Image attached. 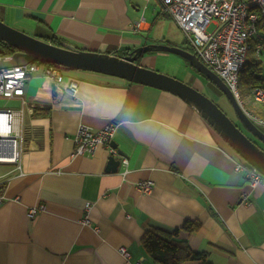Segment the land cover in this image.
I'll list each match as a JSON object with an SVG mask.
<instances>
[{"label":"crops","instance_id":"crops-1","mask_svg":"<svg viewBox=\"0 0 264 264\" xmlns=\"http://www.w3.org/2000/svg\"><path fill=\"white\" fill-rule=\"evenodd\" d=\"M143 14L144 28L136 31ZM164 18L172 19L161 0H0V19L20 30L112 54L170 42ZM167 56L154 51L138 61L176 76L161 68ZM72 80L77 88L68 87ZM190 83L215 100L225 96L196 70ZM7 100L12 108L25 100L24 139L21 169L0 162V264H155L142 246L145 232L177 229L187 219L202 226L182 236L208 252L212 264H264V184L251 187L235 170V150L179 95L69 70L64 83L33 74L23 98ZM110 120L118 122L113 146L126 165L111 168L106 145L92 155L73 154L81 123L97 129ZM141 179L154 181L151 193L137 187ZM41 205L29 218V208Z\"/></svg>","mask_w":264,"mask_h":264},{"label":"built area","instance_id":"built-area-1","mask_svg":"<svg viewBox=\"0 0 264 264\" xmlns=\"http://www.w3.org/2000/svg\"><path fill=\"white\" fill-rule=\"evenodd\" d=\"M164 10L177 22L186 34L192 50L214 70L231 88L239 102L245 108L240 94V77L250 61V52L255 49L258 58L264 53V33L259 23L264 21V0H161ZM144 14L134 23L138 31L144 28ZM4 57L0 55V59ZM43 74L55 83H64L67 70L53 63L33 61L27 64L0 68V97L7 99L25 95L27 81L33 74ZM78 83L72 80L68 87L77 88ZM255 102L264 103V87L251 88ZM24 103L19 108H0V162H15L21 169L23 148ZM248 115L261 128L264 118L246 109ZM118 129V122L110 120L103 126L94 129L81 123L75 136L73 154L92 155L100 145H106L112 155L118 150L113 146V139ZM237 158L235 170L244 174L251 187L264 184V174L235 151ZM123 165L128 158L123 156ZM137 187L143 193H151L155 183L150 179H141ZM243 199L249 201L250 193L245 192ZM5 196L0 194V205ZM90 203L86 210L89 211ZM41 207L32 206L28 210L29 218H34ZM86 224L91 221L86 215ZM120 252L129 258L126 246L119 247Z\"/></svg>","mask_w":264,"mask_h":264},{"label":"water","instance_id":"water-1","mask_svg":"<svg viewBox=\"0 0 264 264\" xmlns=\"http://www.w3.org/2000/svg\"><path fill=\"white\" fill-rule=\"evenodd\" d=\"M0 40L16 49L13 54L0 59V68L41 61L56 64L67 71L87 70L117 76L179 95L195 106L238 154L264 174V147L246 134L215 99L189 82L142 65L138 61L148 51H167L181 55L222 90L229 99L241 124L264 143V130L248 115L222 77L204 63L193 50L183 45L156 42L140 45L127 54H112L79 48L71 43L57 45L20 30L1 19ZM120 163L121 161L115 155L110 157L111 168L118 169Z\"/></svg>","mask_w":264,"mask_h":264},{"label":"trees","instance_id":"trees-1","mask_svg":"<svg viewBox=\"0 0 264 264\" xmlns=\"http://www.w3.org/2000/svg\"><path fill=\"white\" fill-rule=\"evenodd\" d=\"M259 28H264V21L259 23ZM36 36L57 45L64 44L60 37L53 34ZM15 51L16 49L13 46L0 40V55H11ZM255 53V49H252L250 61L240 77L241 93L244 95L250 94L251 88L254 86L259 85L264 87V74L262 73L261 62L255 56ZM196 71L204 76L198 70ZM250 102L251 106L248 108L249 111L264 118V103L255 102L253 99ZM201 226L202 223L197 219H187L182 227L173 230L152 226L143 235L142 246L155 264H183L189 260L199 261L200 264H212L208 252L194 250L187 237L182 236V233L190 235L199 231Z\"/></svg>","mask_w":264,"mask_h":264},{"label":"rangeland","instance_id":"rangeland-1","mask_svg":"<svg viewBox=\"0 0 264 264\" xmlns=\"http://www.w3.org/2000/svg\"><path fill=\"white\" fill-rule=\"evenodd\" d=\"M168 19H171V18H168ZM165 21H169V24H170V27H166L167 32H168L167 35H169L170 38L172 39V40L170 39V42H171L170 44L183 45L184 47H187V48H189V49L192 50V47L188 43L186 34L179 27V25L177 24V22L173 18L171 20H166V18H164L163 19V23L164 24H165ZM156 28L165 29V27L160 26L159 24H158V26H156ZM261 31L264 33V28H262ZM166 42H169V41H166ZM151 52H154V51H148L145 54H148V53H151ZM162 52L166 53V55H168V56H167V58H165V57L162 58V61L165 64V66L163 64H161V68L162 67H167L169 71H171V72L172 71L173 72H177V75H176L177 78H179V79H181L183 81H186V82H189L190 83L191 73L192 72H195V70H194L195 68L189 63V61L187 59H184L179 54H176V53H173V52H167V51H162ZM255 56L258 58L257 54ZM258 60L261 62V69H262V73L264 74V53L261 54V56L258 58ZM160 71H162V70H160ZM162 72L167 73L165 71H162ZM167 74L172 75L170 73H167ZM172 76H175V75H172ZM200 76L203 79L206 78L207 80H209L205 75L203 76V75L200 74ZM212 83L213 82L211 81V84ZM215 87H216V89H218V91L222 92V90L217 85ZM205 93H206V91H205ZM250 93H251V91H250ZM240 94H241V99L243 100V103H244L245 108L248 109L251 106V102H250V100H252L251 94H247V95L242 94L241 93V86H240ZM216 101L225 110V112L235 122H237L238 125H240V127L244 130V132L246 134H248L249 136H251V138H253L258 144H260L261 146L264 147V143L261 140H259L257 137H255L252 133H250L241 124V122L238 119L237 114L235 113L234 109L232 108V105L229 102V99L226 96H224L220 100H216ZM7 106H10V101L7 100V98L0 97V108H4V107H7ZM262 128L264 130V127H262Z\"/></svg>","mask_w":264,"mask_h":264}]
</instances>
